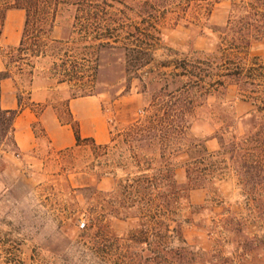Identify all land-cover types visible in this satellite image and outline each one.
<instances>
[{
    "label": "trees",
    "instance_id": "1",
    "mask_svg": "<svg viewBox=\"0 0 264 264\" xmlns=\"http://www.w3.org/2000/svg\"><path fill=\"white\" fill-rule=\"evenodd\" d=\"M219 2L0 0V51L9 11L22 10L25 22L17 48L22 55H99L119 49L126 55L128 81L138 80L143 91L151 93L143 115L123 124L106 145L82 138L78 124L71 125L76 146L90 142L94 162L106 168L98 181L109 176L116 180L109 192L94 188L102 198L101 210L120 221L134 222L126 235L118 236L105 224L104 213L92 215L88 228L78 232L84 264H257L264 238L250 233L249 225L264 208L259 198L264 192V57H250V51L254 42L264 41V0H235L227 24L212 28L219 39L214 50H193L181 57L171 51L176 57L164 60L156 56L162 25L170 15L187 16L195 11L208 20ZM63 7L75 10L74 37L56 40L52 34ZM70 43L74 44L71 48ZM11 77L8 68L0 71V133L18 149L13 132L20 111L1 107L2 82ZM93 79V72L66 74L60 83ZM231 81L254 109L244 119L243 135L237 134L234 122L224 121V135L216 132L210 138L218 139L221 148L210 151L206 145L210 139L190 140L194 120L199 109L209 107V98ZM225 134L230 136L227 142ZM181 154L187 156L186 183L179 182L178 165L172 160ZM222 154L227 158L221 159ZM103 158L106 161L99 162ZM222 168L235 172L243 180L245 194L256 197L245 202L250 215L228 208L226 218L208 219L205 212L213 213L218 203L209 198L204 205L189 202L190 191L215 186ZM189 225L212 237L210 249L189 243L185 236ZM18 260V249L0 245V264H19Z\"/></svg>",
    "mask_w": 264,
    "mask_h": 264
},
{
    "label": "rangeland",
    "instance_id": "2",
    "mask_svg": "<svg viewBox=\"0 0 264 264\" xmlns=\"http://www.w3.org/2000/svg\"><path fill=\"white\" fill-rule=\"evenodd\" d=\"M234 1L220 0L208 20L198 17L195 11L187 16L170 15L162 25L163 38L156 53L157 58L164 60L176 57L174 52H178L180 55L177 56L181 57L193 50H214L219 39L212 28H221L227 24ZM11 11L1 40L0 61L5 63L14 78L17 89L14 94L19 102L23 105L31 104L32 81L36 75H40L48 85L57 87L63 84L55 89L56 102L53 103L61 124H78L80 129L78 120H74L69 113V100L86 97L100 100L111 137L123 128V124L143 115L150 104L151 93H145L138 80L132 83L128 81L124 51L111 49L99 55H45L37 58L22 55L17 51L20 43L14 45L13 42L17 33L22 36L25 12L19 18L12 16L17 13L15 10ZM74 22L75 10L70 7L61 8L52 38L72 39ZM11 25L14 30L9 33ZM72 46L74 44L70 43L69 47ZM250 52V57H264V41L254 42ZM92 72L93 82L60 83L63 75H88ZM139 73L142 71L139 70ZM208 103V108L197 111L190 140L210 139L216 132L219 136L224 135V121L234 122L237 134H244V119L254 107L240 95L238 85L229 82L224 89L211 96ZM1 107L6 110L2 100ZM34 126L38 137L37 147L26 154L16 149L10 138L3 139L0 133V245L7 244L18 249L19 264H84V253L77 242L78 232L88 228L92 215L94 217L100 212L104 213L105 224L118 236L126 235L134 222L120 221L111 217L108 210H101L102 198L95 194L94 188L102 193L109 192L116 180L109 176L98 181V176L106 168L94 162V149L90 142L66 150H55L50 145L44 124L38 122ZM15 131L14 123V134ZM229 138L225 134L226 142ZM206 145L210 151L221 148L218 139H210ZM121 150L128 155L124 148ZM220 158L225 159L227 155L222 154ZM172 160L178 165L179 182L186 183L184 163L187 156L173 155ZM100 161L104 162L106 158ZM119 176H123L120 171ZM242 181L235 172L226 173L222 168L214 187L208 184L205 188L192 190L188 200L194 205H204L208 198L218 203L213 213L205 212L208 219L213 216L226 218L228 208L244 216L250 215L245 202L256 197L245 194ZM259 198L264 201V192ZM262 212L259 219L249 225V231L264 238V208ZM185 236L192 245L207 250L211 248L212 237L206 231L189 225L185 229ZM258 253L257 264H264V245H261Z\"/></svg>",
    "mask_w": 264,
    "mask_h": 264
},
{
    "label": "crops",
    "instance_id": "3",
    "mask_svg": "<svg viewBox=\"0 0 264 264\" xmlns=\"http://www.w3.org/2000/svg\"><path fill=\"white\" fill-rule=\"evenodd\" d=\"M17 13L12 16L21 18L22 10H15ZM12 12V11H10ZM22 27V25H20ZM24 28V27H23ZM21 29V28H20ZM13 29L9 27V33ZM16 34L14 45L21 42ZM6 70V65L0 61V71ZM14 78H8L2 82V105L6 110H19L15 120L16 131L14 134L18 149L26 154L37 147L38 137L35 132V124L42 122L50 140V145L55 150H66L76 147L77 141L71 124H61L54 109L55 89L60 88L48 85L40 75H36L32 81L29 105L19 102L14 86ZM14 94V95H13ZM69 113L78 120L80 124V134L82 138H93L98 145L110 143L111 136L108 128V120L104 114L100 100L95 97L69 100Z\"/></svg>",
    "mask_w": 264,
    "mask_h": 264
},
{
    "label": "built area",
    "instance_id": "4",
    "mask_svg": "<svg viewBox=\"0 0 264 264\" xmlns=\"http://www.w3.org/2000/svg\"><path fill=\"white\" fill-rule=\"evenodd\" d=\"M84 226V224H82V227Z\"/></svg>",
    "mask_w": 264,
    "mask_h": 264
}]
</instances>
